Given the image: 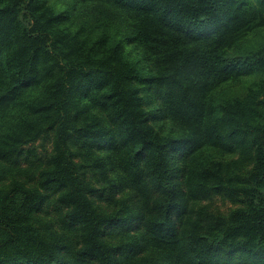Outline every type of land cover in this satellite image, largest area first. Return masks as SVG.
<instances>
[{
    "label": "trees",
    "instance_id": "obj_1",
    "mask_svg": "<svg viewBox=\"0 0 264 264\" xmlns=\"http://www.w3.org/2000/svg\"><path fill=\"white\" fill-rule=\"evenodd\" d=\"M72 1L0 0V264H264V0Z\"/></svg>",
    "mask_w": 264,
    "mask_h": 264
},
{
    "label": "rangeland",
    "instance_id": "obj_2",
    "mask_svg": "<svg viewBox=\"0 0 264 264\" xmlns=\"http://www.w3.org/2000/svg\"><path fill=\"white\" fill-rule=\"evenodd\" d=\"M50 5H54L56 9L58 10H66L70 6L73 7L74 2L72 0H47ZM126 51H130L132 57L134 58H143V55L141 53V50L135 46H126ZM143 67L146 69L148 67L147 59L143 62ZM146 103H147V109L151 110L155 114L158 110L159 103L153 102L151 103L152 99L150 98V94H147L145 96ZM152 125L155 127L156 130H160L163 134H177L178 129L177 127L172 123L170 119L160 120V119H154L152 122ZM51 139H47V141H39L36 144H34V147L39 151V153L44 156V158H47L48 155L51 152L52 145H51ZM224 154L226 157L230 159H237L236 151L231 150V146L228 143H224ZM104 153V152H103ZM203 205H209L211 210L219 211L226 213L230 209L237 208L233 206L227 199H224L222 196H215L209 200H202L201 201Z\"/></svg>",
    "mask_w": 264,
    "mask_h": 264
}]
</instances>
